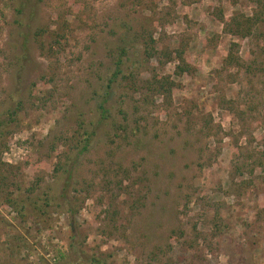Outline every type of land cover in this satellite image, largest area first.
<instances>
[{
	"label": "rangeland",
	"instance_id": "1",
	"mask_svg": "<svg viewBox=\"0 0 264 264\" xmlns=\"http://www.w3.org/2000/svg\"><path fill=\"white\" fill-rule=\"evenodd\" d=\"M32 1L18 15L19 0H0V119L22 104L0 142V162L19 169L0 190V264H88L70 252L72 221L83 253L105 264H264V23L232 37L210 15L249 17L254 4ZM149 34L159 50L185 45L192 74L143 56ZM232 43L240 67L224 63ZM118 60L136 86L119 76L106 90ZM154 74L179 84L170 104L140 101ZM79 123L96 135L74 168L72 215L55 168Z\"/></svg>",
	"mask_w": 264,
	"mask_h": 264
},
{
	"label": "trees",
	"instance_id": "2",
	"mask_svg": "<svg viewBox=\"0 0 264 264\" xmlns=\"http://www.w3.org/2000/svg\"><path fill=\"white\" fill-rule=\"evenodd\" d=\"M250 3L254 4V10L252 12V15L247 17L244 15H238L231 18H225L224 12L221 8H216L211 11V16L216 19L222 26H223V33L230 35L232 37H239V38H246L252 35L254 32L259 31L260 25L264 23V0H248ZM137 2V0H136ZM200 0H194V3H199ZM19 5L16 8V12L18 15H23V13L26 12L27 8H29V5L33 3L32 0H19ZM259 34L264 38V33L262 31L259 32ZM61 37V36H60ZM64 37V36H62ZM217 37H214L212 39H216ZM144 42H142V55L150 58H156L157 61L161 65L169 63V62H177V65L174 67V76L175 77H181L184 74L191 75L193 72V66L184 58V52H185V45L179 46L178 48H175L171 51L164 48V50H159L155 45H157V42L154 40L153 35L149 34L143 36ZM39 49L42 52L46 51L45 44L37 40ZM23 43V42H22ZM20 44V43H19ZM237 45L232 43L229 45L227 56L224 60V63L226 66H235L240 67L241 63L240 60L234 56V51L236 50ZM51 48H47V52L50 51ZM22 48L19 47L17 51H21ZM123 54L124 51H120ZM121 60H118L116 63V69L112 73V75L107 79L106 81V90L112 91L114 88V84L117 82V79L119 76L123 77L124 82L131 83L132 87L136 86V78L132 75H124L122 73V69H120ZM18 75L20 73L18 72ZM142 85L140 87V91L142 90L143 94L140 101L144 104H150L153 106L154 102L152 100L153 97L159 96L162 98L164 103H171L172 99V92L174 89L179 87V84L175 82L174 79L171 78V76H159L157 74H154L151 76L150 80H145L141 82ZM137 90V89H136ZM140 92L139 90H137ZM107 92H105L106 95ZM15 93L12 94L14 96ZM103 95V100L98 105L99 108V119L97 124H101L102 121L108 118V110L105 107L106 104V96ZM22 108L21 102L17 103V106L13 109L7 110V112L4 117L6 119L3 121L0 119V142L5 139V137L9 134L8 126L11 125L10 123H7L8 118L11 119V121L14 120V116L16 115V110H19ZM9 113V114H8ZM8 115V116H7ZM92 126V123H90ZM78 129L82 130L80 133L76 132V137L74 136L72 138V144L70 148V153L72 150L74 152L66 154V160L63 164H57L55 171L63 174L64 176V183L61 188V194L58 195V199L61 201H67V194H68V188L73 183V176H74V168L80 163L81 156L88 152L90 147L92 146L94 142V138L96 135L95 130H91L92 128L84 126V123L78 124ZM19 171L18 167H12L8 166L7 164H4L0 162V190L3 193L4 191H7V187H9L8 183H10L11 186H13L12 178L15 180V176H17V172ZM10 181V182H9ZM77 183V182H75ZM74 184V183H73ZM17 190L20 189L19 186L16 187ZM31 190H33V187H31ZM76 194V190H74ZM11 194V193H10ZM12 195V194H11ZM65 201V202H66ZM5 204L12 206L14 210H17V213H21L24 208L22 206H18L17 202L15 200H11L10 197L5 198ZM65 205V203H64ZM51 207V199L48 200V198L39 204L37 202L34 204V210L40 211L41 213L45 212V209H49ZM65 207L67 208V211L73 215V212H75L74 208H71L70 206H67V202ZM73 219V216H71ZM217 228V226H216ZM70 231H71V237H70V243L69 248L70 252L75 258H80L81 261H85L88 264H105V261L98 257V256H91L90 258L87 257L83 251L80 249L82 246V243H77V233L76 228L73 225V221L70 223ZM84 259V260H83Z\"/></svg>",
	"mask_w": 264,
	"mask_h": 264
}]
</instances>
